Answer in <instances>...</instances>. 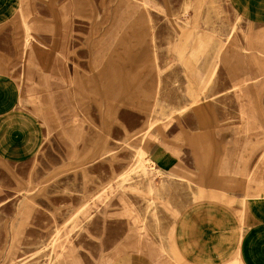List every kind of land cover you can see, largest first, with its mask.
I'll use <instances>...</instances> for the list:
<instances>
[{"label":"rangeland","instance_id":"374dc122","mask_svg":"<svg viewBox=\"0 0 264 264\" xmlns=\"http://www.w3.org/2000/svg\"><path fill=\"white\" fill-rule=\"evenodd\" d=\"M0 59L43 131L0 160V264H182L200 194H264V25L229 0H23Z\"/></svg>","mask_w":264,"mask_h":264},{"label":"crops","instance_id":"0c3cea01","mask_svg":"<svg viewBox=\"0 0 264 264\" xmlns=\"http://www.w3.org/2000/svg\"><path fill=\"white\" fill-rule=\"evenodd\" d=\"M246 19L264 25V0H229ZM23 0H0V38L19 14ZM0 59V160L23 163L40 149L43 131L33 113L20 105V88ZM148 150L165 174L176 172L170 150ZM174 249L182 264H264V194L248 202L241 194L207 191L176 220ZM74 264V263H64ZM109 264H157L146 254L128 252Z\"/></svg>","mask_w":264,"mask_h":264},{"label":"bare ground","instance_id":"6f19581e","mask_svg":"<svg viewBox=\"0 0 264 264\" xmlns=\"http://www.w3.org/2000/svg\"><path fill=\"white\" fill-rule=\"evenodd\" d=\"M147 148H145L144 146H139L137 152L135 153L136 156V166L138 168V170H143L144 172L147 170L146 167V162L144 159V153L146 152ZM153 168V167H151Z\"/></svg>","mask_w":264,"mask_h":264}]
</instances>
